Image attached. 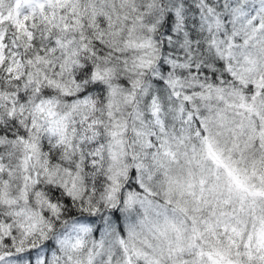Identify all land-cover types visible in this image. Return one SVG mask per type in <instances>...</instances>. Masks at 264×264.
<instances>
[{
    "label": "clouds",
    "instance_id": "clouds-1",
    "mask_svg": "<svg viewBox=\"0 0 264 264\" xmlns=\"http://www.w3.org/2000/svg\"><path fill=\"white\" fill-rule=\"evenodd\" d=\"M0 264H264V0H0Z\"/></svg>",
    "mask_w": 264,
    "mask_h": 264
}]
</instances>
